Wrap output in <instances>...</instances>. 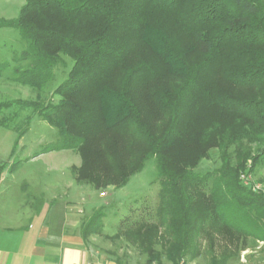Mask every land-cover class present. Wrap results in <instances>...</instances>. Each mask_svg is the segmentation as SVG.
<instances>
[{
	"label": "trees",
	"instance_id": "trees-1",
	"mask_svg": "<svg viewBox=\"0 0 264 264\" xmlns=\"http://www.w3.org/2000/svg\"><path fill=\"white\" fill-rule=\"evenodd\" d=\"M0 26L25 44L13 57L26 61L14 69L22 85L40 92L72 60L56 102H0L56 128L40 153L78 152L76 180L95 188L124 186L154 158L156 220L120 230L148 262L162 254L157 239L171 264L196 256L202 238L208 264L264 240V196L241 179L264 160V0H24ZM213 149L219 166L197 171Z\"/></svg>",
	"mask_w": 264,
	"mask_h": 264
},
{
	"label": "rangeland",
	"instance_id": "rangeland-1",
	"mask_svg": "<svg viewBox=\"0 0 264 264\" xmlns=\"http://www.w3.org/2000/svg\"><path fill=\"white\" fill-rule=\"evenodd\" d=\"M23 3L24 0H0V18L17 17ZM24 46L17 29L0 26V102H16L22 99L40 100L43 103L56 102L59 97L53 94L54 87L66 77L72 60L67 57L65 66L58 65L54 79L44 90L38 92L14 79V69L26 65V61L13 60L14 55L20 53ZM0 122V187L8 184L7 193L11 203L16 204L24 199L36 206L44 199L43 195L37 193L38 190L44 191L46 200L53 197L61 200L72 199L73 204L75 203L73 207L78 213L80 233L95 211L100 210L103 214L96 232L88 234L86 238L81 234L96 255L119 260L121 264H171L166 259L158 239L153 248L162 254L159 259L148 262L142 249L120 232L124 226H130L135 221L156 220L160 186L156 178L154 158L147 159L142 170L131 176L124 186L95 188L93 184L76 180L73 167L81 164L78 152L59 150L40 153L42 146L57 139V130L42 120L33 109L20 108L16 104L10 108H2ZM25 127L26 132L18 138L17 131ZM219 164L218 151L213 149L196 170L205 172ZM249 181L264 185V160L249 174ZM88 192L90 196L87 198ZM86 199L89 201H85ZM254 241L252 238L246 239L243 249L249 246L256 250L258 243ZM198 243V254L192 258L187 256L179 264L209 263L212 255L209 242L202 238ZM219 250L220 247H215L213 253L218 256ZM246 255L245 261H239V257L235 256L226 264H248ZM263 259L261 262H264Z\"/></svg>",
	"mask_w": 264,
	"mask_h": 264
},
{
	"label": "crops",
	"instance_id": "crops-1",
	"mask_svg": "<svg viewBox=\"0 0 264 264\" xmlns=\"http://www.w3.org/2000/svg\"><path fill=\"white\" fill-rule=\"evenodd\" d=\"M7 192L8 184L0 187V264H121L96 255L87 245L72 199L46 200L44 191L38 190L44 199L36 206L24 199L13 204ZM256 247L259 253L242 248L239 261L248 252V264H264V249Z\"/></svg>",
	"mask_w": 264,
	"mask_h": 264
},
{
	"label": "built area",
	"instance_id": "built-area-1",
	"mask_svg": "<svg viewBox=\"0 0 264 264\" xmlns=\"http://www.w3.org/2000/svg\"><path fill=\"white\" fill-rule=\"evenodd\" d=\"M241 179L243 180V183L247 186H249L253 191L261 193L264 196V185L259 184H253L251 181H249V173L248 174H241ZM261 247H264V242L260 241L257 245V249H260ZM241 261H245V254L241 255ZM264 261V259H263Z\"/></svg>",
	"mask_w": 264,
	"mask_h": 264
}]
</instances>
